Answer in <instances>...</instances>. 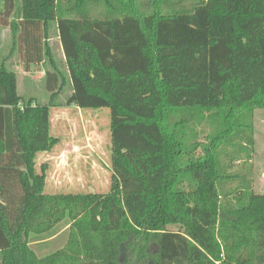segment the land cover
<instances>
[{"label": "trees", "instance_id": "trees-1", "mask_svg": "<svg viewBox=\"0 0 264 264\" xmlns=\"http://www.w3.org/2000/svg\"><path fill=\"white\" fill-rule=\"evenodd\" d=\"M91 1L17 9L3 0L8 56L25 71L45 61L51 70L49 100L38 104L0 64V264H264V194L252 193L247 173L225 174L232 156L219 152L251 146L252 114L264 109V0H196L167 13L156 0L149 14L136 0H100L108 14L97 19L84 12ZM52 24L68 79L49 45ZM68 82L70 96L56 103ZM69 106L110 111L106 195L43 193L47 166L37 172L35 156L57 144L49 110ZM205 120L219 126L199 144L194 127ZM65 220L64 249L36 257L30 237Z\"/></svg>", "mask_w": 264, "mask_h": 264}, {"label": "rangeland", "instance_id": "rangeland-1", "mask_svg": "<svg viewBox=\"0 0 264 264\" xmlns=\"http://www.w3.org/2000/svg\"><path fill=\"white\" fill-rule=\"evenodd\" d=\"M156 0H136V7L143 13L149 14L155 6ZM196 0H167L161 12H173L189 9ZM3 0H0L2 10ZM18 9L20 0H14ZM90 19L103 18L108 14L100 0L91 1L84 8ZM18 17V14L15 18ZM12 37L8 27L0 26V64L6 59L5 68L16 75L17 93L24 100L32 98L38 104H46L49 93L45 86V72L50 71L45 61L40 65L31 66L29 71L23 69L18 54L9 55ZM49 45L59 71L68 79L64 56L62 53L56 26L49 29ZM71 94L69 82L65 90L57 97L56 103L64 104ZM208 118V115H207ZM219 126V125H217ZM216 125L205 120L194 127L195 139L201 144H209ZM252 145L246 149L221 145L220 153L231 155V160L225 158V174L243 175L247 173L251 178V191L254 194H264V109L255 110L251 120ZM49 135L57 140V144L47 153L35 156L36 171L46 164L45 187L43 193L47 196L55 195H106L111 185V143H110V111L108 109L80 110L75 106L56 107L49 110ZM193 142V139L191 140ZM243 144V143H241ZM201 147L196 154H201ZM239 181L227 185L234 188ZM69 221L59 223L44 236L30 237L29 248L36 257L40 258L50 253L64 249L68 242ZM174 230L173 227H169ZM129 257V256H128ZM127 255L123 259L128 260ZM130 262L136 263L131 257ZM135 262V263H134Z\"/></svg>", "mask_w": 264, "mask_h": 264}, {"label": "crops", "instance_id": "crops-1", "mask_svg": "<svg viewBox=\"0 0 264 264\" xmlns=\"http://www.w3.org/2000/svg\"><path fill=\"white\" fill-rule=\"evenodd\" d=\"M59 44H60V42H59ZM15 53V52H14Z\"/></svg>", "mask_w": 264, "mask_h": 264}]
</instances>
